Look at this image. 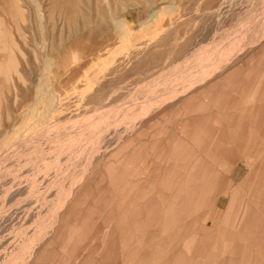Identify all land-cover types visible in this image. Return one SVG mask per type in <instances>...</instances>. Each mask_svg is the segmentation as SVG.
<instances>
[{"label":"rangeland","instance_id":"obj_1","mask_svg":"<svg viewBox=\"0 0 264 264\" xmlns=\"http://www.w3.org/2000/svg\"><path fill=\"white\" fill-rule=\"evenodd\" d=\"M263 182L264 0H0V264H261Z\"/></svg>","mask_w":264,"mask_h":264},{"label":"crops","instance_id":"obj_2","mask_svg":"<svg viewBox=\"0 0 264 264\" xmlns=\"http://www.w3.org/2000/svg\"><path fill=\"white\" fill-rule=\"evenodd\" d=\"M222 105L223 106H227V104L225 102ZM228 122L234 124V128H232V127L229 126L228 128H225V129H230L231 128V130H234L235 129V131L238 130L239 132H241L240 129H239V127L241 126V124L243 125V120H241V118H238L237 120L228 121ZM225 129L223 130V132L225 131ZM219 138H222V137L220 136ZM261 189H264V182L262 183V188ZM258 194H259V197L258 198L259 199L262 198V197H260V195H261L260 194V191L258 192ZM234 231H235V234H234V238L233 239L236 242V246L232 245V247H230V252L232 253V255H234V256L237 255L241 259H245V258H249L250 257V259L253 258L252 261H254V262L255 261H260L261 264H264V256H261L262 252L259 251V250H261V248L263 246L262 243H264V230H262L260 232L259 236H262V237L260 239H258V241L257 240L256 241H253V243H252V241L251 242H247V245H243V246L240 245V244H238L237 242L242 241V240H246L247 241V239H240V240L237 239L236 238L237 232H236V230H234ZM244 231L245 230L242 229V231H238V232H240V234L243 235V237L245 238L246 234L244 233ZM241 232H243V233H241ZM240 234L238 233V235H240ZM248 243H250V244H248ZM251 244H253V246ZM254 247H255V251H254ZM206 248L207 249H203V250L204 251H207V255L204 256L203 260H199L198 261L199 264H212V263L213 264H225L226 261H223L224 259L223 260H220V261H218L217 259H211V256L215 254L214 246H211L210 245V247H206ZM250 248H251V251L253 250L252 252L254 254V257H253L252 252L250 251ZM249 251H250V253H248ZM234 260H235V258L230 257L228 259V262H232Z\"/></svg>","mask_w":264,"mask_h":264},{"label":"bare ground","instance_id":"obj_3","mask_svg":"<svg viewBox=\"0 0 264 264\" xmlns=\"http://www.w3.org/2000/svg\"><path fill=\"white\" fill-rule=\"evenodd\" d=\"M202 71H204V70H202ZM201 74H202V72H201ZM205 74V73H204ZM188 76V75H187ZM191 76V75H190ZM186 77V76H185ZM189 79V78H188ZM188 79H186V80H188ZM194 79V78H193ZM198 79V78H197ZM193 81V80H192ZM174 93V92H173ZM94 139H95V137H94ZM97 140V139H96ZM86 143V142H85ZM73 146H75V145H73ZM78 146V145H77ZM91 146V145H90ZM94 146V145H93ZM63 148V147H62ZM66 148V147H65ZM69 148V147H68ZM86 148V147H85ZM59 149V148H58ZM73 151V150H72ZM56 153V152H55ZM72 154V153H71ZM56 156V155H55ZM58 156V155H57ZM77 157V156H76ZM75 157V158H76ZM199 158V157H198ZM200 159V158H199ZM49 160V159H48ZM58 162V161H57ZM57 164V163H56ZM30 174V173H29ZM46 192V191H45ZM240 234V233H239ZM241 235V234H240ZM240 235H238V236H240ZM243 236V235H242ZM242 239H244L243 237H242ZM238 241V240H237ZM253 243V242H252ZM248 244H250V243H248ZM252 246H253V244H251ZM257 245V244H256ZM236 246V245H235ZM253 248V247H252ZM233 249V248H232ZM247 249V248H246ZM250 251H251V248H250ZM250 251L248 252V253H250ZM253 251V250H252ZM251 251V252H252ZM259 251H261V250H259ZM259 253V252H258ZM257 253V254H258ZM261 253V252H260ZM252 254H253V252H252ZM244 255V254H243ZM250 255V254H249ZM261 256H262V254H261ZM253 257H254V254H253ZM250 258V257H249ZM253 259V258H252ZM262 259V258H261ZM202 263V262H201ZM213 264V263H212Z\"/></svg>","mask_w":264,"mask_h":264}]
</instances>
